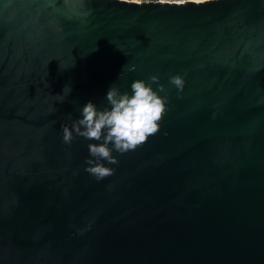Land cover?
<instances>
[{
	"label": "water",
	"instance_id": "obj_1",
	"mask_svg": "<svg viewBox=\"0 0 264 264\" xmlns=\"http://www.w3.org/2000/svg\"><path fill=\"white\" fill-rule=\"evenodd\" d=\"M152 76L160 131L97 180L62 125ZM0 264H264V0H0Z\"/></svg>",
	"mask_w": 264,
	"mask_h": 264
},
{
	"label": "clouds",
	"instance_id": "obj_2",
	"mask_svg": "<svg viewBox=\"0 0 264 264\" xmlns=\"http://www.w3.org/2000/svg\"><path fill=\"white\" fill-rule=\"evenodd\" d=\"M150 80L159 84L158 76H152ZM169 83L183 91L185 80L177 74L169 76ZM131 90L132 94L129 95L115 87L110 88L106 94L110 109H98L89 101L81 110L82 118L74 121L71 127L62 125V140L66 144H71L75 139L73 132L87 140L100 141L88 145L90 157L94 159H87L88 166L85 168L97 180H103L114 172L113 168L105 166L102 161L108 164L119 163L112 154L113 150L120 154L134 151L160 131V122L167 111L168 102L167 94H158L166 91L164 85L159 84L158 91H154L151 84L137 79L132 82ZM69 92L70 88L66 87L64 95ZM68 117L71 119V114Z\"/></svg>",
	"mask_w": 264,
	"mask_h": 264
},
{
	"label": "built area",
	"instance_id": "obj_3",
	"mask_svg": "<svg viewBox=\"0 0 264 264\" xmlns=\"http://www.w3.org/2000/svg\"><path fill=\"white\" fill-rule=\"evenodd\" d=\"M128 1H133V2H138V1H169V2H177V1H185V0H128Z\"/></svg>",
	"mask_w": 264,
	"mask_h": 264
}]
</instances>
